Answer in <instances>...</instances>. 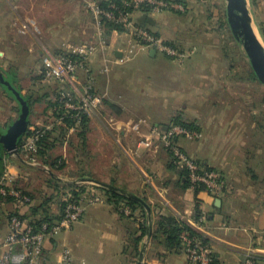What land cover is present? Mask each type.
<instances>
[{
	"label": "crops",
	"instance_id": "obj_1",
	"mask_svg": "<svg viewBox=\"0 0 264 264\" xmlns=\"http://www.w3.org/2000/svg\"><path fill=\"white\" fill-rule=\"evenodd\" d=\"M89 1L100 3L109 0ZM83 5L78 7L73 0H0V60L8 54L17 56L22 52L27 53V74L36 70V66H42L41 71L44 70L45 50L57 53L64 44L84 49L81 45L86 43L90 44L89 48H95L86 64L93 76L97 98L94 108L87 114L89 131L83 143L78 137L79 131L69 130L72 137L76 135L77 140L73 142L72 139L71 161L66 160L62 153L66 149L69 151L67 144H56L54 153L65 160L64 169L52 171L38 160L20 155V151L14 156L2 152L5 173L10 184L19 190L33 193L36 189L31 184L36 179L34 166L42 167L48 174L43 180V188L47 190L44 196L47 198L53 194L46 183L50 177L63 185L85 188L80 198L85 209L81 220L70 231L61 232L46 241L42 263L57 264L66 249L72 254L73 264L139 262L132 242L141 235V224L144 221L141 214H120L118 208L109 202L105 189L81 183L83 179H88L80 178L81 174H90L96 181L126 190L142 199L147 198L150 204L158 206L164 213L173 212L207 239L211 253L216 256L215 264H240L247 253L264 256L263 151H259V156L254 155L257 162L252 163L251 151L254 148H250L247 140L249 134L260 133V129H257L255 123L248 128L242 126L239 122L241 113L224 110L225 106L219 100L209 99L207 94L188 93L184 90L187 85L190 86L186 76L198 73L199 69L187 63L181 65L159 52L151 54V49L128 63L112 64L109 72L103 73L105 60L115 62L123 57L122 50L126 48L127 39L116 32L107 35L103 30L101 40V31ZM80 8L85 16L82 22L78 17ZM66 10H71L69 16ZM158 17H153L156 20L154 27L161 25ZM23 26H27V34L21 32ZM145 27L149 30L153 28L148 24ZM79 40L84 43H77ZM11 61L21 64L17 60ZM218 71L222 74L223 67L220 66ZM213 75L216 78V73ZM80 78L83 82L86 80L82 72ZM210 85L212 87L214 84ZM206 86L209 84L206 83ZM177 88H180L179 92ZM10 101L8 115L2 117L0 114V137L17 120L15 105L18 104L14 99ZM134 101L145 103L147 113L140 110L138 103L133 105ZM199 113L205 116V120H201ZM252 114L256 115L255 112ZM179 115H188L193 123L199 125V132L203 135L197 142L181 140L182 149L208 169L217 171L228 183L226 191L219 197L207 190L199 193L204 223L194 218L195 191L181 188L182 177L172 169L169 155L155 146L152 150L145 149L138 141L140 135L147 136L152 128L162 131L167 129L164 125ZM108 119H111L110 124H106ZM55 122L52 110L42 115L35 114L33 109L32 113L30 111L31 126L52 130ZM138 124L140 132H135L134 128ZM26 142L23 141V144ZM113 148L119 150L114 158L110 153ZM106 157L107 162H101ZM94 195L101 196L104 201L101 204L92 203ZM37 203L33 201L27 205L14 200L9 203L0 202L2 235L8 233L11 214L27 217L31 215L30 208ZM51 212H58L56 206L52 207ZM156 220L157 217L153 218L152 215L154 231ZM147 242L144 264H190L184 249L169 251L162 238L152 240L148 235L143 237L140 251Z\"/></svg>",
	"mask_w": 264,
	"mask_h": 264
},
{
	"label": "built area",
	"instance_id": "obj_2",
	"mask_svg": "<svg viewBox=\"0 0 264 264\" xmlns=\"http://www.w3.org/2000/svg\"><path fill=\"white\" fill-rule=\"evenodd\" d=\"M85 5L88 13L93 18L98 29L104 30L103 21L116 24L124 30L120 35L127 40L125 50H122L123 57L115 62L105 60L103 73L107 74L112 64L119 65L134 60L139 54L148 50H155L161 54L169 56L182 64L190 55L179 54L174 46H171L161 37H156L149 29L141 27L137 23V16L146 14L150 17L160 15L166 10L178 8L169 0H130L122 3V8L114 3H109L105 8L98 2L89 0H74ZM23 34H27V26L22 27ZM62 55H56L48 50L44 52L43 74L47 81H57L65 84L68 91L61 93V99L66 100L64 108L69 112L88 114L95 106L94 80L87 62L95 52V48L82 49L74 48L67 44L62 47ZM75 56L76 58H73ZM81 72L86 76L83 82L80 80ZM135 132H140V125L134 128ZM139 145L145 149H152L153 146L160 145L170 153L175 165L184 168L188 172V180L191 189L196 190L204 187L213 196L219 197L226 191V182L215 170L204 168L201 164L189 157L180 145L181 140L197 142L202 139L200 132L191 131L181 126H172L165 130L152 128L147 136L140 135ZM38 134L27 140L23 145L26 152L37 151ZM12 198L16 202L30 205L32 203L28 196L10 184L7 174L0 176V199ZM71 199V198H70ZM104 200L99 195H94L91 202L101 204ZM84 207L77 200L71 199L67 204L62 218L53 223H44L38 230L33 228L19 216H13L8 222V233L3 236L0 229V264H43L42 256L45 243L48 239L61 232H68L77 224L83 214ZM125 215H130L128 208L120 211ZM200 223L205 222L202 217ZM180 240L185 250L187 260L190 264H212L211 249L208 243L203 242L199 237L192 236L184 230L180 234ZM255 256L247 253L240 264H258ZM74 260L70 250L66 249L57 264H73Z\"/></svg>",
	"mask_w": 264,
	"mask_h": 264
},
{
	"label": "rangeland",
	"instance_id": "obj_3",
	"mask_svg": "<svg viewBox=\"0 0 264 264\" xmlns=\"http://www.w3.org/2000/svg\"><path fill=\"white\" fill-rule=\"evenodd\" d=\"M170 1L178 6V8L166 10L158 15L161 25L151 28L150 31L153 33H160L166 42L175 44V48L179 54L190 55L189 58L182 63L183 65L187 63L199 69H196L198 73L194 72L186 76L190 86L187 85L184 90L188 91L190 94H207L209 99L219 100L222 102L220 104L225 106L224 110H236L241 113L239 115V122L242 123V126L244 125L245 128H248L249 125L255 123L257 129H260V133L256 132L255 135L249 134L247 136L250 148L252 150L254 148V151H251V162H257V158H254V155L259 156V151H263L261 156L264 158V85L251 76L253 69L250 60L242 45L234 38L230 30L227 19V0ZM247 1L253 20V27L259 41L264 46V0ZM73 3L78 7L79 5H83L81 2L74 0ZM85 10L84 8V11ZM70 11L71 10L65 11L67 16L71 13ZM84 11L80 8L78 17L81 22L83 21V17H85L83 15ZM76 42L79 44L84 43L80 40ZM81 47H84V49L89 48L90 44L86 43L81 45ZM167 57L172 61H177L174 58ZM11 59L17 60L18 63L21 62V64H14ZM220 66L223 67L222 74H219L218 71ZM41 67L42 66H36V70L27 74V53L24 54L23 52L17 56L8 54L5 59L0 60V68H2L4 73H8L11 70L18 71V77L20 79L19 85L23 89L24 94L32 95L33 100L36 101L32 109L37 115H42L47 110H51L49 107L51 104H55L59 93L68 91L65 84L57 81H47L44 75L40 73ZM215 73L216 78H213V74ZM35 79H37V81H34ZM206 83L207 85L209 84V86H206ZM210 83L214 85L210 87ZM196 85L201 87L204 86L201 88ZM61 89H63V91H61ZM176 90L179 92L180 88ZM10 100L11 99H8L5 92L0 88V114H2V117L8 115L7 112L10 110ZM135 103L138 102L134 101L133 105H135ZM15 106L16 116L18 118L19 114L17 112L19 107L18 105ZM137 106H139V108L141 107L140 110L147 113V110L144 108L145 103H138ZM252 112H255L256 115H253L254 113L252 114ZM200 116L202 115L200 114ZM183 118L189 122H193L188 115L183 116ZM201 120H205V116H202ZM106 121H108L106 124L111 123V119ZM170 123L169 120L164 126L168 127ZM96 124L98 123L96 122ZM194 124L199 128V125L196 123ZM68 134L67 141L62 144H67L66 148H69V151L66 149L62 151V153L66 160L71 161L73 155L71 148L72 139L74 142L76 140V135L72 137L71 131H69ZM75 142H77V140ZM155 148L161 149L170 155L160 145L155 146ZM118 152L119 150L117 151V149L113 148V151L110 152L111 157H116ZM101 162L106 163L107 157ZM34 168L36 169L33 174L36 179L33 180L31 184L36 189L33 193L31 192V194L38 199L41 194L43 196L46 194L47 190L43 188V180L48 174L45 173L42 167L34 166ZM133 172L136 171L133 170ZM222 179L224 180L223 177ZM226 185L228 187L227 182Z\"/></svg>",
	"mask_w": 264,
	"mask_h": 264
},
{
	"label": "trees",
	"instance_id": "obj_4",
	"mask_svg": "<svg viewBox=\"0 0 264 264\" xmlns=\"http://www.w3.org/2000/svg\"><path fill=\"white\" fill-rule=\"evenodd\" d=\"M124 1H130V0H109L107 2H100L101 5L105 8L108 7L109 3H114L117 6L122 8V3ZM170 1V0H169ZM104 24V31L107 35H110L113 32L122 34L124 30L122 27L103 21ZM141 27L146 28L145 26L138 24ZM156 37H160L158 33H153ZM171 46L176 47L175 44L169 43ZM65 53L63 49H61L59 52L54 53L56 55H62ZM73 58H76L73 56ZM78 58V57H77ZM76 58V59H77ZM0 71L3 72L2 68H0ZM4 73V72H3ZM6 77H9L12 84L16 87V89L21 92L22 96L25 98L27 103L30 106V111L32 113V108L35 105V102L32 98V95L24 94L23 89L19 85V77H18V71L11 70L8 73H4ZM44 75V74H43ZM251 76L257 81L255 74L252 72ZM45 78V76H44ZM0 88L4 91L5 88L0 84ZM63 91V89H61ZM61 93L58 95V99L55 102V104H51L49 109H51L54 112V117L57 122L53 125L52 130H48L46 127H35L31 126L29 123V128L27 130V133L25 134L24 138L21 140L20 143V155L27 156L31 160H38L43 165L47 166L52 171H62L64 167L66 166L65 160L62 159L60 156L55 155L56 150V144L57 143H64L68 139V133L71 129H76L78 133V137L81 140V142L85 143L87 134L89 131L88 124H89V118L87 114L83 113H76V112H69L64 108V104L66 103V100L61 99ZM9 97L11 95L7 92ZM11 99H13L11 97ZM16 102V101H15ZM17 103V102H16ZM19 106V105H18ZM20 109V107H19ZM115 109V108H114ZM170 126H181L184 128H187L191 131L199 132V128L195 126L193 122H189L188 120H185L183 117L176 116L170 120ZM33 127V128H32ZM36 134H38V140H37V151L36 152H26L23 149V141H27L28 139L35 137ZM165 150V149H164ZM169 153V152H168ZM170 154V153H169ZM171 158V166L172 169L175 170L179 176L182 177L181 180V188L183 190H187L191 188V184L188 180V172L184 168H179L177 165H175L173 158L171 155H169ZM199 162V161H198ZM201 166L206 167L204 164L199 162ZM213 170V169H212ZM6 172V165L3 162V159L0 161V176L4 175ZM80 178H88V179H94V177L90 174H81L79 176ZM47 187L50 188L53 192L50 198H47V196H43L42 194L39 196V198H35L31 192H25L24 190H21L25 196H28L31 201H36L37 204L33 205L30 208L31 215L29 216H21L16 213L11 214L9 218L13 216H19L21 219L28 222L30 225L33 226L36 230H38L44 223H53L59 221L64 213V210L67 206V204L71 201V199L77 200L79 203L81 202L80 198L81 195L85 192V188L83 186L78 185H63L62 183H59L53 178H49V181L46 182ZM195 191V214L194 218L195 220H199L202 216V212L200 209L201 201L198 199V195L201 192L206 191L204 187H199ZM106 193V196L108 197L109 202L115 205V207L118 208V212L122 215L124 213H121V209L128 208L131 210L132 214L134 213H140L144 221L141 224V235L133 239V248L135 250L136 256L139 257L140 254V244L143 239V237H146L148 234V222H147V216L145 210L135 201L124 197L122 195H119L117 193L104 190ZM70 196H68L69 194ZM71 198V199H70ZM143 200L149 205L151 208V212L154 216L157 217V220L155 221V231L152 230L151 239L157 240L162 238L165 241V246L167 250L169 251H175L184 249L182 246V242L180 240V234L182 231L186 230L188 231L192 236L199 237L203 240V242L208 243L207 239L203 236L194 231L191 227H189L187 224L182 222L178 216H176L173 212L167 211L166 213L162 212L158 206H153L148 202L147 198H143ZM12 198H6V199H0V202L2 203H9L12 202ZM15 201V200H14ZM56 206L57 213L52 214V207ZM160 210V212H158ZM212 256V264H215V258L216 256L214 254H211ZM255 261L258 264H264V256H255Z\"/></svg>",
	"mask_w": 264,
	"mask_h": 264
},
{
	"label": "water",
	"instance_id": "obj_5",
	"mask_svg": "<svg viewBox=\"0 0 264 264\" xmlns=\"http://www.w3.org/2000/svg\"><path fill=\"white\" fill-rule=\"evenodd\" d=\"M227 19L230 30L234 38L242 45L245 50L253 72L258 81L264 85V46L259 41V38L253 27V20L248 8L247 0H227ZM137 23L143 26H156V20L146 14L141 15L137 19ZM153 50L151 54H155ZM0 84L5 88L11 97L17 102L20 107L17 120L7 129L5 134L0 137V161L2 152L6 151L10 155H18L20 150L21 140L24 138L29 128L30 106L12 84L9 77L0 71ZM81 183L93 184L107 191H111L127 197L138 203L146 212L148 222V238L152 234V212L149 205L140 197L129 193L126 190L119 189L115 186L105 184L94 179H83ZM148 247V242L144 244L140 251L138 264H144V256Z\"/></svg>",
	"mask_w": 264,
	"mask_h": 264
}]
</instances>
